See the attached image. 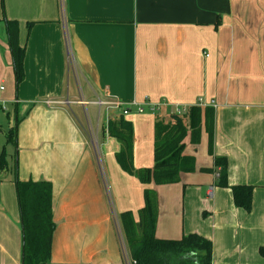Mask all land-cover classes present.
Instances as JSON below:
<instances>
[{
  "label": "crops",
  "instance_id": "0c3cea01",
  "mask_svg": "<svg viewBox=\"0 0 264 264\" xmlns=\"http://www.w3.org/2000/svg\"><path fill=\"white\" fill-rule=\"evenodd\" d=\"M7 20L18 24L19 44L26 50L20 94ZM2 84L7 105L18 110L20 104L31 105L27 146L35 153L39 175L34 181L53 184L56 230L49 264H126L120 223L112 222L97 176L92 185L88 182L86 172L90 166L96 170L93 156L86 154L87 134L68 112L73 107L96 108L99 100L120 104L99 110L111 115L108 121L118 119V111L129 110L125 118L134 128L136 170L154 167L155 124L175 121L173 108L187 107L185 114L193 106L214 110L213 155L201 162L197 148L186 141L185 154L195 156L196 166L200 163L207 173L181 174L177 184L143 185L141 207L134 212L124 207L121 214L131 211L138 220L144 192L151 189L158 196V239L179 240L196 233L213 242V264H261L264 0H4ZM20 97L29 101L20 102ZM44 100L62 103L50 108ZM150 103L167 106L152 112ZM135 111L138 115L132 116ZM181 117L187 123L186 115ZM106 130L103 142L115 140L120 149L107 155L109 164L119 165L120 143ZM208 141L204 130L200 147ZM42 146L49 149L46 161ZM9 157L14 158L9 155L8 162ZM215 158L228 159L230 185L255 186L251 213L235 206L231 189L217 186ZM13 166L9 162L0 167V264H22Z\"/></svg>",
  "mask_w": 264,
  "mask_h": 264
},
{
  "label": "trees",
  "instance_id": "16d2710c",
  "mask_svg": "<svg viewBox=\"0 0 264 264\" xmlns=\"http://www.w3.org/2000/svg\"><path fill=\"white\" fill-rule=\"evenodd\" d=\"M4 10V0H0ZM9 44L13 56V67L17 87L25 78L26 50L19 44V27L16 22L7 20ZM175 121H157L154 128V167L134 170L132 151L134 128L132 122L120 116L109 120L106 132L118 140L121 152L117 155L120 166L130 174L138 176L145 186L170 185L179 183L181 174L196 170V157L185 154L186 141L196 148L202 142L205 130L209 137V153H214L215 116L214 110L193 106L185 114H172ZM184 116V114H183ZM7 144L17 146V130L11 129L6 134ZM227 158H215V169L219 171L216 182L218 187L231 189L237 208L251 213L255 186L229 183ZM7 154L4 150L0 167H8ZM18 204L21 215L23 250L22 264H49L52 259L53 237L56 230L53 206V184L40 180L20 181L18 165L13 166ZM210 171V170H209ZM145 206L138 212V220L131 211L120 215L121 228L126 240L128 257L131 264H213V242L199 234L192 233L179 240H162L156 237L158 221L157 195L151 189L144 192ZM264 258V247L260 248Z\"/></svg>",
  "mask_w": 264,
  "mask_h": 264
},
{
  "label": "rangeland",
  "instance_id": "374dc122",
  "mask_svg": "<svg viewBox=\"0 0 264 264\" xmlns=\"http://www.w3.org/2000/svg\"><path fill=\"white\" fill-rule=\"evenodd\" d=\"M21 85L22 83L19 84L17 88L19 94H20ZM19 101L20 102L29 101V99L26 100L25 98L20 97ZM46 106L50 108L52 107L48 105ZM99 110H100L99 107L93 108L91 106L87 107V109L73 107V109L71 111L68 110V112L72 117L71 118L72 121L76 123L78 126H80L81 130L87 134L88 144L86 147V151H87L86 154L93 156L94 165H95L94 169L96 170V174H95L93 172V166H90L91 171L86 172V173L88 172L90 173L88 177L89 185H92V180L94 179L95 176H97L96 183L97 185H100V187L102 188L103 191L102 193L104 196L106 206L110 210L112 215V222H114V219L115 220L118 219L120 223L119 218L124 207H125L124 209L126 208L131 209L133 210V212L137 211L141 207L140 203H143L144 187L138 176L134 174H130L127 171H125L120 166V164L118 165L116 162H114L113 164H109L107 155H109L110 153L113 154L115 153L116 150L119 151L120 149H119V145L115 140L114 141L111 140L112 141L111 143L103 142V138H104L103 134L105 133L104 127L107 126L108 118L111 119V115L109 114L105 115L104 110L102 111L101 114V112L99 113ZM24 112L25 114L23 117L22 114ZM30 112H31V105L26 103L20 104L19 110L16 109L11 104H9L5 107V110L0 111V126H1L0 136L1 139L4 138L2 139L4 143L1 149L5 147V152L7 154V157L9 155L14 156L13 160H11L9 157V162L10 164L14 165V167L16 164L18 165V179L20 181H27L30 179L34 180L37 179V176L39 175L38 172L35 171L34 169V164L36 163L35 153L27 146V143L30 140L29 138ZM117 113L119 117L120 116L127 117L130 112L128 110V114H125L124 110H122V111H118ZM131 114L132 116L138 115L136 111L132 112ZM15 128L17 130V137H18L17 146H14L12 144H7L6 141V134L8 133V131ZM25 139L27 141H25ZM208 146H209V141L207 146L203 145V147L202 146L200 147L199 145L197 147V151H198L197 154L200 155L198 157L201 160V162L206 161L208 159V156L210 155ZM40 149L43 150V158H44L43 160L46 161V155L49 152V149H47V146L39 147V150ZM93 159H92V163H93ZM43 162L41 163L42 166L45 165ZM200 169H201L200 163H197L196 170L192 174L197 172L207 173L202 169L201 170ZM134 170L136 169L134 168ZM78 175L80 176L79 178L80 182L84 180V176H83L84 172H82V170L79 171ZM57 185L63 187L62 183L60 182H57ZM78 196L79 195H77V197ZM259 235L263 236V234H259ZM123 236L124 234L122 235L121 244L125 256V261L126 264H131V261L128 257L126 240L125 237L123 238ZM260 260H261V264H263L264 259L260 257Z\"/></svg>",
  "mask_w": 264,
  "mask_h": 264
},
{
  "label": "built area",
  "instance_id": "2783aa9c",
  "mask_svg": "<svg viewBox=\"0 0 264 264\" xmlns=\"http://www.w3.org/2000/svg\"><path fill=\"white\" fill-rule=\"evenodd\" d=\"M5 85L2 84L0 85V111L5 110V107L7 106V101L4 99V92H5ZM44 103L48 106H54V105H58L61 104L62 102H54L51 100H47L44 101ZM65 104H69V100L64 101ZM96 105L101 109L103 106H107V105H111V106H116L119 107L120 104L118 103H114V102H110V103H105L101 100L96 102ZM148 108L152 111V112H159L161 110V108H164L165 106H167V104L165 103H155V104H147ZM144 105L139 106V112L143 113L144 112ZM187 107H181V106H177L175 108H173L172 114H177V115H183L184 113H186L187 111ZM125 113H128V110L125 111Z\"/></svg>",
  "mask_w": 264,
  "mask_h": 264
}]
</instances>
